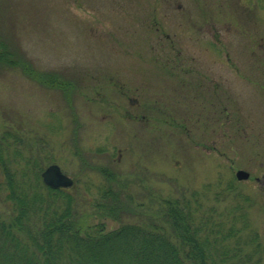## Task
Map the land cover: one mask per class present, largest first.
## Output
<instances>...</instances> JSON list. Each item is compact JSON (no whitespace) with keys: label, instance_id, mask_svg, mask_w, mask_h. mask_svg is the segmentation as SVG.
Instances as JSON below:
<instances>
[{"label":"rangeland","instance_id":"374dc122","mask_svg":"<svg viewBox=\"0 0 264 264\" xmlns=\"http://www.w3.org/2000/svg\"><path fill=\"white\" fill-rule=\"evenodd\" d=\"M0 155L58 164L71 184L44 185L106 231L198 197L264 264V0H0Z\"/></svg>","mask_w":264,"mask_h":264},{"label":"trees","instance_id":"16d2710c","mask_svg":"<svg viewBox=\"0 0 264 264\" xmlns=\"http://www.w3.org/2000/svg\"><path fill=\"white\" fill-rule=\"evenodd\" d=\"M0 165L8 210L0 211V264H262L258 233L244 238L230 223L210 226L198 217V197H166L155 218L106 231L77 212L75 192L45 186L36 161L28 174L16 175L1 155ZM120 194L107 185L100 197L108 200L97 205L115 212L119 206L109 198Z\"/></svg>","mask_w":264,"mask_h":264},{"label":"water","instance_id":"95a60500","mask_svg":"<svg viewBox=\"0 0 264 264\" xmlns=\"http://www.w3.org/2000/svg\"><path fill=\"white\" fill-rule=\"evenodd\" d=\"M238 179L247 178L249 172L244 169H238L235 173ZM41 177L44 183L51 187H58L61 185H69L72 179L62 172L61 168L56 163L48 164L42 171Z\"/></svg>","mask_w":264,"mask_h":264},{"label":"flooded vegetation","instance_id":"af4514ba","mask_svg":"<svg viewBox=\"0 0 264 264\" xmlns=\"http://www.w3.org/2000/svg\"><path fill=\"white\" fill-rule=\"evenodd\" d=\"M254 178H255V180H256L257 183L264 184V176H263L262 179L258 175L254 176Z\"/></svg>","mask_w":264,"mask_h":264}]
</instances>
